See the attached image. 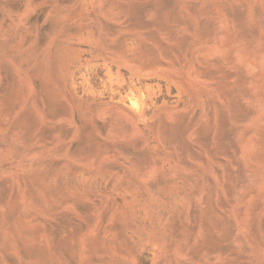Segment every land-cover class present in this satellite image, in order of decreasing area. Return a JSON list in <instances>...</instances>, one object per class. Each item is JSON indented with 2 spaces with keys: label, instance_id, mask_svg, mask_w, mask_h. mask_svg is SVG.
<instances>
[{
  "label": "rangeland",
  "instance_id": "rangeland-1",
  "mask_svg": "<svg viewBox=\"0 0 264 264\" xmlns=\"http://www.w3.org/2000/svg\"><path fill=\"white\" fill-rule=\"evenodd\" d=\"M0 264H264V0H0Z\"/></svg>",
  "mask_w": 264,
  "mask_h": 264
}]
</instances>
